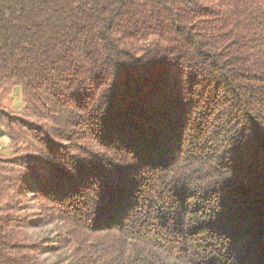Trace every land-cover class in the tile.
I'll return each mask as SVG.
<instances>
[{
  "label": "trees",
  "instance_id": "obj_1",
  "mask_svg": "<svg viewBox=\"0 0 264 264\" xmlns=\"http://www.w3.org/2000/svg\"><path fill=\"white\" fill-rule=\"evenodd\" d=\"M0 116V264H264V0H0Z\"/></svg>",
  "mask_w": 264,
  "mask_h": 264
},
{
  "label": "rangeland",
  "instance_id": "obj_2",
  "mask_svg": "<svg viewBox=\"0 0 264 264\" xmlns=\"http://www.w3.org/2000/svg\"><path fill=\"white\" fill-rule=\"evenodd\" d=\"M13 97L15 110L21 112L25 107L21 91L17 90ZM15 215L19 217L21 215L22 218L28 220L22 239L26 243L37 246L40 252L37 256L43 264H59L60 261L68 258L70 237L65 232L63 223L51 216L42 214L38 199L33 203L28 201L26 208L17 211Z\"/></svg>",
  "mask_w": 264,
  "mask_h": 264
},
{
  "label": "crops",
  "instance_id": "obj_3",
  "mask_svg": "<svg viewBox=\"0 0 264 264\" xmlns=\"http://www.w3.org/2000/svg\"><path fill=\"white\" fill-rule=\"evenodd\" d=\"M14 103H15V100H14ZM12 153H13V150L11 148V139H10L9 134L5 130V127L2 123L1 116H0V155L10 156Z\"/></svg>",
  "mask_w": 264,
  "mask_h": 264
}]
</instances>
